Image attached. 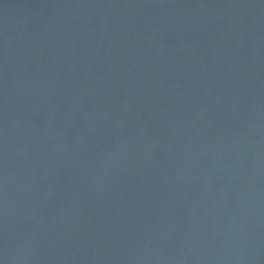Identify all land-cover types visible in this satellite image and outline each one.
<instances>
[{"label": "water", "instance_id": "95a60500", "mask_svg": "<svg viewBox=\"0 0 264 264\" xmlns=\"http://www.w3.org/2000/svg\"><path fill=\"white\" fill-rule=\"evenodd\" d=\"M0 264H264V0H0Z\"/></svg>", "mask_w": 264, "mask_h": 264}]
</instances>
